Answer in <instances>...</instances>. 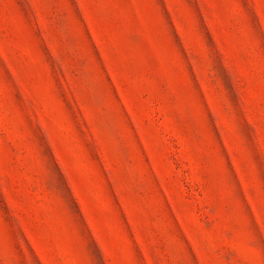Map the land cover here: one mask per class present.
Segmentation results:
<instances>
[{
	"label": "rangeland",
	"instance_id": "374dc122",
	"mask_svg": "<svg viewBox=\"0 0 264 264\" xmlns=\"http://www.w3.org/2000/svg\"><path fill=\"white\" fill-rule=\"evenodd\" d=\"M0 264H264V0H0Z\"/></svg>",
	"mask_w": 264,
	"mask_h": 264
}]
</instances>
